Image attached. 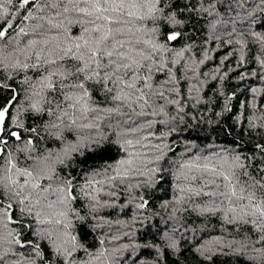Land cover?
Segmentation results:
<instances>
[{
    "label": "snow or ice",
    "instance_id": "snow-or-ice-1",
    "mask_svg": "<svg viewBox=\"0 0 264 264\" xmlns=\"http://www.w3.org/2000/svg\"><path fill=\"white\" fill-rule=\"evenodd\" d=\"M249 55L257 68L239 81L261 84L236 119L250 154L239 140L172 139L197 119L205 78L224 81ZM218 95L216 115L231 112L236 93ZM261 109L264 0H0V264H184L185 251L195 264H264ZM165 182V226L141 243L132 226Z\"/></svg>",
    "mask_w": 264,
    "mask_h": 264
},
{
    "label": "trees",
    "instance_id": "trees-1",
    "mask_svg": "<svg viewBox=\"0 0 264 264\" xmlns=\"http://www.w3.org/2000/svg\"><path fill=\"white\" fill-rule=\"evenodd\" d=\"M197 27L199 26L197 25ZM196 39L199 43V41L203 39V36L198 32L196 33ZM181 43H183V41ZM227 50L228 49L226 48L219 51L210 49L209 54L212 59L207 61L206 64L202 66V71L211 72L214 70V68L219 65L220 59L223 58ZM253 51H255V48ZM196 52L199 54L198 49ZM249 61L250 62L244 68H240L235 72L229 73V77L222 82L205 78L208 83L201 93V102L196 107L190 109L192 115L196 116L197 119L192 120L190 118H186V124L180 125L178 133L174 134L172 139H175L177 143H180L184 139H194L201 146L214 142L218 145L231 147H234L236 142L239 140L244 148V151L250 154L253 144L249 142L250 138L248 135L240 134L241 125L236 119L237 116H240V113L243 111L241 108V102L252 99L250 93L247 90V86H260L261 84V82L255 78L245 80L244 82L239 81V73L241 71H251L257 68L255 63L251 61V55H249ZM226 63L228 67H235L234 60L228 61ZM222 70L227 71V67H224ZM218 91H222L229 96L232 93H236L235 97L228 102V107L232 109L231 112H224L223 115H216L217 113H221L223 111L225 104L224 98L218 95ZM256 102L258 106L262 103L259 96L256 98ZM251 114V110H249L247 115ZM241 120H243L242 116ZM208 121H211V123H208ZM98 162L99 161L90 159L88 164L94 166ZM160 189L161 190H157L150 196L151 208L145 211L144 222L142 224L137 223L132 226V230L135 233L136 238L141 243L154 242L156 239L154 236L156 228L159 227L162 229L165 226L161 220V216L166 214H164L159 208V202L161 199L167 198L166 192L164 191L167 189V183L165 182L161 184ZM156 213H160V215H156ZM105 214L111 219L117 218V212L111 209L106 210ZM131 216V210H125L124 213L119 214V218L125 220H130ZM185 222L188 223L190 227H199L202 223V221L197 220L195 216L188 217ZM203 235V233L197 232L196 239L191 240V243L194 244L198 242L200 237ZM182 247L188 249L190 245L188 242L182 241ZM151 255V250H141L142 258L150 259ZM184 258H186L184 259V264H195V261L193 260L189 251L184 252ZM168 264H173V258L171 255H169Z\"/></svg>",
    "mask_w": 264,
    "mask_h": 264
}]
</instances>
